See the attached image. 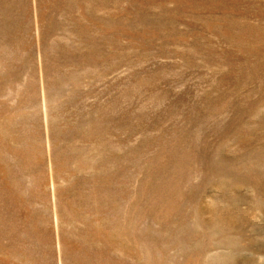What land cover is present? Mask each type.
Segmentation results:
<instances>
[{"label":"rangeland","instance_id":"obj_1","mask_svg":"<svg viewBox=\"0 0 264 264\" xmlns=\"http://www.w3.org/2000/svg\"><path fill=\"white\" fill-rule=\"evenodd\" d=\"M264 0H0V264H264Z\"/></svg>","mask_w":264,"mask_h":264},{"label":"bare ground","instance_id":"obj_2","mask_svg":"<svg viewBox=\"0 0 264 264\" xmlns=\"http://www.w3.org/2000/svg\"><path fill=\"white\" fill-rule=\"evenodd\" d=\"M255 188H256V190H258V194L263 196V192H261L260 189L262 190L264 187L260 186V184H256ZM259 203L261 204L260 206L264 205V197L261 200H259Z\"/></svg>","mask_w":264,"mask_h":264}]
</instances>
